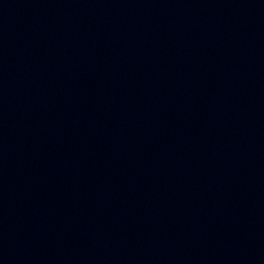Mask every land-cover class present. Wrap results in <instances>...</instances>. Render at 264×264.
Segmentation results:
<instances>
[{"label": "water", "instance_id": "water-1", "mask_svg": "<svg viewBox=\"0 0 264 264\" xmlns=\"http://www.w3.org/2000/svg\"><path fill=\"white\" fill-rule=\"evenodd\" d=\"M0 264H264V0H0Z\"/></svg>", "mask_w": 264, "mask_h": 264}]
</instances>
